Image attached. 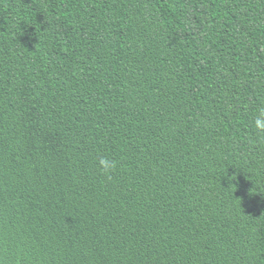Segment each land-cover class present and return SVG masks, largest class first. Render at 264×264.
Returning a JSON list of instances; mask_svg holds the SVG:
<instances>
[{
  "label": "trees",
  "instance_id": "16d2710c",
  "mask_svg": "<svg viewBox=\"0 0 264 264\" xmlns=\"http://www.w3.org/2000/svg\"><path fill=\"white\" fill-rule=\"evenodd\" d=\"M261 110L264 0H0V264H264Z\"/></svg>",
  "mask_w": 264,
  "mask_h": 264
},
{
  "label": "clouds",
  "instance_id": "9594fccd",
  "mask_svg": "<svg viewBox=\"0 0 264 264\" xmlns=\"http://www.w3.org/2000/svg\"><path fill=\"white\" fill-rule=\"evenodd\" d=\"M255 128L258 132L264 133V110H261L258 117L255 119ZM99 165L105 174L110 173L116 167L115 161L107 158H101L99 160Z\"/></svg>",
  "mask_w": 264,
  "mask_h": 264
}]
</instances>
